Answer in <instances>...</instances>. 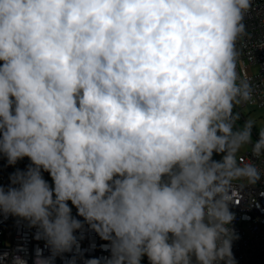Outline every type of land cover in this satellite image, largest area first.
I'll return each instance as SVG.
<instances>
[{
    "label": "clouds",
    "instance_id": "9594fccd",
    "mask_svg": "<svg viewBox=\"0 0 264 264\" xmlns=\"http://www.w3.org/2000/svg\"><path fill=\"white\" fill-rule=\"evenodd\" d=\"M252 10L0 0V158L15 168L0 216L36 230L32 264H238L232 193L264 184V114L239 111L264 109L238 71ZM86 230L106 256L85 255ZM27 257L18 245L0 264Z\"/></svg>",
    "mask_w": 264,
    "mask_h": 264
},
{
    "label": "built area",
    "instance_id": "2783aa9c",
    "mask_svg": "<svg viewBox=\"0 0 264 264\" xmlns=\"http://www.w3.org/2000/svg\"><path fill=\"white\" fill-rule=\"evenodd\" d=\"M262 21H264V0H253V10L246 19L250 36L239 45L241 63L238 71L242 75L246 74L257 86L264 85V49L259 47L261 40H264ZM255 67L257 70L254 69ZM249 105L260 107L259 103ZM249 152L250 150H247L239 158L248 161ZM0 160L2 161L0 178L8 184V176L15 168L8 166L6 159L1 158ZM28 163L29 161L25 159L18 162L15 167L23 169ZM262 194H264V184L232 193L236 200L230 205V210L236 214L233 226L240 237L233 243V252L238 264H264V195ZM35 231L34 228L29 229L26 222L17 223L14 217L4 219L0 216V252L12 251L18 245H22L27 248V258L29 264H32L35 247H44L43 241L34 239ZM106 243L95 232L86 230L81 247L87 250L91 244H95V248L87 251L85 255L102 257L107 255V252L101 248V245ZM20 254L24 255V253ZM44 254L48 255L49 253L45 250ZM56 264H64V262L57 258Z\"/></svg>",
    "mask_w": 264,
    "mask_h": 264
},
{
    "label": "rangeland",
    "instance_id": "374dc122",
    "mask_svg": "<svg viewBox=\"0 0 264 264\" xmlns=\"http://www.w3.org/2000/svg\"><path fill=\"white\" fill-rule=\"evenodd\" d=\"M255 70H257V67L254 68ZM239 111L242 114V117L244 119H254L257 121V126H259L260 123V118L261 115L264 114V109H262L261 107L258 106H254V105H247L246 107L240 108ZM240 123H243V119L240 121ZM247 150L250 149H242L237 155L238 157H240L243 153H245ZM0 177H1V173H0ZM47 178V176H46ZM0 183L7 185L1 178H0ZM75 213V209L73 210ZM146 264V262H145Z\"/></svg>",
    "mask_w": 264,
    "mask_h": 264
},
{
    "label": "water",
    "instance_id": "95a60500",
    "mask_svg": "<svg viewBox=\"0 0 264 264\" xmlns=\"http://www.w3.org/2000/svg\"><path fill=\"white\" fill-rule=\"evenodd\" d=\"M1 159V158H0ZM2 164V161L0 160V165Z\"/></svg>",
    "mask_w": 264,
    "mask_h": 264
}]
</instances>
